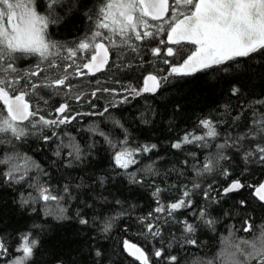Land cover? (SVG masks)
Listing matches in <instances>:
<instances>
[{
	"label": "trees",
	"instance_id": "obj_1",
	"mask_svg": "<svg viewBox=\"0 0 264 264\" xmlns=\"http://www.w3.org/2000/svg\"><path fill=\"white\" fill-rule=\"evenodd\" d=\"M94 1L59 0L55 12L38 11L49 15L47 38L67 48L90 37L103 4ZM164 29L148 40L133 39L132 47L111 48L109 62L94 74L81 69L84 74L76 75V65L86 62L79 57L67 73L70 60L58 59L57 68L40 63L42 71L34 77L29 73L36 70L38 57L16 61L23 78L17 87L28 93L36 115L24 122V136L9 134L0 141V160L11 158V163H0V240L8 249L0 264L21 255L16 247L23 234L38 242L27 264H140L125 250V241L141 248L149 264H170V256L177 258L175 264H220L225 238L239 242L259 234L264 204L252 192L264 180V161L257 151L258 145L264 147V133L254 123L264 118V51L192 75H174L170 68L181 64L193 46L169 44L167 25ZM154 48L159 55H153ZM148 74L158 78L157 90L131 91L142 89ZM64 75L69 77L65 86H43ZM30 82L40 86L33 89ZM61 104L67 109L58 114ZM41 117H68L69 122L45 125ZM202 120L211 121L217 135L182 143L186 135H205ZM175 143L181 147H172ZM125 147L135 160L127 169L114 160ZM144 147L151 150L144 152ZM209 161L211 170L205 171ZM12 165L19 166L14 179L6 175ZM236 180L244 187L224 195L223 189ZM38 187L63 197L62 214L55 202L37 198ZM180 199L190 204L172 215L154 211ZM245 221L252 231H243ZM147 223L157 226L159 235L149 234ZM185 224L194 231L186 233Z\"/></svg>",
	"mask_w": 264,
	"mask_h": 264
},
{
	"label": "snow or ice",
	"instance_id": "obj_2",
	"mask_svg": "<svg viewBox=\"0 0 264 264\" xmlns=\"http://www.w3.org/2000/svg\"><path fill=\"white\" fill-rule=\"evenodd\" d=\"M58 2L59 0H49V14ZM153 21L161 23L157 25L152 23ZM49 23V15L40 14L36 10V0H0V102L4 105V108H0V134H2L0 141L9 134L16 139L24 136L26 134L24 122H30V118L36 115L26 100L28 93L20 91L17 87L21 85L23 78L17 74L16 61L23 56L39 58L36 70L29 73L33 77L38 76L42 71L40 63L48 62L49 68H57L59 67L56 62L58 59L72 62L64 68L67 73L68 68L76 63L75 58L77 57L86 62L76 65V75L84 74L81 69H87L88 74H94L109 62L111 48L121 45L132 47L133 39L135 41L151 39L158 32L165 30L164 25H167L166 35L169 44L193 46L189 49L190 55L183 59V63L170 68V74L192 75L198 71L220 67L237 58H247L264 51V0H103L97 15L95 30L91 36L67 48L47 38ZM152 28L156 31H151ZM61 51L66 55L61 57ZM152 53L159 55L160 49L154 48ZM173 54V48L169 47L167 55L172 56ZM89 55L90 58H88ZM68 78V75L54 78L43 86L59 88L65 86ZM39 86L31 82L28 84V87L33 89ZM158 87V78L150 74L145 77L142 89L131 91L139 95L141 92H155ZM237 91L238 89L234 88L233 95ZM76 98L79 99V97ZM5 108L7 115L4 112ZM66 109L67 105L61 104L56 112L64 113ZM40 121L45 125L69 122L68 117L59 120H45L41 117ZM200 123L207 129L205 135L193 136L191 139L186 135L182 143L200 141L205 137L211 138L217 135L211 121L202 120ZM254 123L259 124V131L264 133V118ZM172 147L178 149L181 143H175ZM150 150L149 147L142 149L144 152ZM76 151L78 152V149ZM257 151L261 154L260 160L264 161V147L258 145ZM133 155L134 152L126 147L116 152L114 156L116 166L127 169L135 163ZM0 163H11V158L0 160ZM211 167L212 164L209 161L204 165V170H211ZM18 170V165H12L6 175L14 179L13 173ZM224 174L227 175V172ZM243 187L244 185L239 180L233 181L223 189V194L237 192ZM159 191L157 189L154 195H157ZM38 192V199L46 203L55 202V210L63 213L64 209L59 207V201L63 197L53 195L44 187H38ZM188 194L187 191L183 193L185 197ZM207 195L205 193L206 197ZM252 195L264 203V183L256 186ZM240 203L244 205L245 201L241 200ZM187 204H190V201L180 199L166 207L161 205L154 211L156 213L167 212L168 215H172L173 212ZM203 217L202 211L201 219ZM58 218L63 217L58 216ZM80 223L86 224L87 221L82 219ZM205 223L211 225L213 221H205ZM245 224L247 227L243 231H252L253 226L248 221H245ZM108 227L110 225H106L104 230L107 231ZM145 227L152 236L159 235L158 227L152 223H147ZM184 231L192 233L194 228L191 224H185ZM37 243L36 240L30 239V234L21 235L20 243L16 247V251L21 255L11 260L9 264H27L34 254ZM186 243L195 245L196 241L187 239ZM223 245L217 257L220 264H264V226H261L259 234L252 239L233 242L230 237H227L223 240ZM124 248L140 264H149V259L141 248L128 241L124 242ZM7 252V247L0 240V256L6 255ZM154 255L159 258L162 256V251L157 249ZM167 259L170 264H175L177 260L175 256ZM194 264H204V262L197 260ZM206 264H215V262L210 260Z\"/></svg>",
	"mask_w": 264,
	"mask_h": 264
},
{
	"label": "rangeland",
	"instance_id": "obj_3",
	"mask_svg": "<svg viewBox=\"0 0 264 264\" xmlns=\"http://www.w3.org/2000/svg\"><path fill=\"white\" fill-rule=\"evenodd\" d=\"M100 1L101 0H95L94 2H96V4H99ZM97 9H98L97 12H99L100 7L97 8ZM36 10L39 11V12H46V10H49L48 4H46L45 0H36ZM51 12H55V11L52 10ZM142 88H143V86H142ZM5 264H9V262L8 263H5Z\"/></svg>",
	"mask_w": 264,
	"mask_h": 264
},
{
	"label": "water",
	"instance_id": "obj_4",
	"mask_svg": "<svg viewBox=\"0 0 264 264\" xmlns=\"http://www.w3.org/2000/svg\"><path fill=\"white\" fill-rule=\"evenodd\" d=\"M148 75H150V74H148ZM148 75H146L145 77H147ZM152 75V74H151ZM144 80H145V78H144ZM144 80H143V87H144ZM6 109V108H5ZM262 183H264V180H263V182ZM259 186V185H258ZM256 187V186H255ZM254 191V190H253ZM264 204V203H263Z\"/></svg>",
	"mask_w": 264,
	"mask_h": 264
},
{
	"label": "flooded vegetation",
	"instance_id": "obj_5",
	"mask_svg": "<svg viewBox=\"0 0 264 264\" xmlns=\"http://www.w3.org/2000/svg\"><path fill=\"white\" fill-rule=\"evenodd\" d=\"M183 63V62H182Z\"/></svg>",
	"mask_w": 264,
	"mask_h": 264
}]
</instances>
